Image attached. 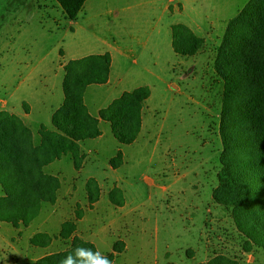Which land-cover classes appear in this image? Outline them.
Segmentation results:
<instances>
[{
  "label": "rangeland",
  "instance_id": "obj_1",
  "mask_svg": "<svg viewBox=\"0 0 264 264\" xmlns=\"http://www.w3.org/2000/svg\"><path fill=\"white\" fill-rule=\"evenodd\" d=\"M248 1L85 0L76 18L69 19L57 0H0V98H7L25 81L28 69L18 59L32 65L48 52V60L57 63L102 49L93 33L110 41L117 33L123 38L130 32L137 36L132 56L114 66L113 78L117 71L127 70L124 87L140 84L149 90L144 126L132 142L120 143L103 121L101 136L80 141L85 158L79 168L68 155L45 165L60 181L55 201L41 203L19 240L13 225L1 222L0 238L9 235L7 228H11L12 241L18 240L16 245L22 249L37 227L57 235L58 218L72 216L75 209L80 212L79 203L84 218L77 226L86 240L94 241L106 254L114 252L115 243L122 247L114 252L112 264H197L215 254L239 264H264V250L243 249L245 238L229 208L213 198L221 168L224 86L214 59L228 20ZM167 4L170 9H164ZM178 5L182 10L173 12ZM175 21L190 24L204 38L198 52L184 56L174 51L170 23ZM155 40L158 56L150 47ZM35 75L31 81L39 79ZM24 90L19 85L10 102L20 103ZM102 91L87 89L85 100L91 110L110 100ZM119 151L121 157L112 169L110 160ZM93 175L104 187V199L94 209L85 205V183ZM114 184L125 190V208L107 199L106 191ZM120 193L115 196L119 198ZM3 249L0 241L1 258Z\"/></svg>",
  "mask_w": 264,
  "mask_h": 264
},
{
  "label": "trees",
  "instance_id": "obj_2",
  "mask_svg": "<svg viewBox=\"0 0 264 264\" xmlns=\"http://www.w3.org/2000/svg\"><path fill=\"white\" fill-rule=\"evenodd\" d=\"M69 19H75L85 0H57ZM172 46L175 52L190 56L198 52L204 38L188 25H171ZM109 55L92 54L71 59L65 65L63 78L64 100L53 111V128H39L40 142L33 143L31 129L21 118L8 110H0V221L29 224L39 213L42 202H54L59 179L44 172V165L70 154L76 168L85 154L80 141L101 134L99 118L91 115L84 103L87 84L102 83L109 72ZM214 68L223 80L219 133L222 141L219 183L213 198L229 208L237 230L244 236L243 249L264 250V0H249L226 24L225 32L216 49ZM149 96L147 87L139 86L124 91L99 116L107 120L113 135L122 143L132 142L141 128V108ZM120 151L111 158L117 166ZM90 205L99 197V186L94 178L86 182ZM114 187L110 200L120 205L123 199ZM81 216L80 212L76 213ZM76 229L73 220L62 223L59 235L69 238ZM33 244L44 245L49 236L36 233ZM77 246L98 249L89 240L74 235L64 250L45 254L34 264H59ZM122 247L115 243L114 252ZM114 252L103 254L111 262ZM239 264L224 254H215L205 263Z\"/></svg>",
  "mask_w": 264,
  "mask_h": 264
},
{
  "label": "crops",
  "instance_id": "obj_3",
  "mask_svg": "<svg viewBox=\"0 0 264 264\" xmlns=\"http://www.w3.org/2000/svg\"><path fill=\"white\" fill-rule=\"evenodd\" d=\"M170 7L171 5L167 4L164 6V9H170ZM181 10H182V7L178 5V6H174L173 12L175 11L180 12ZM178 22L180 21H175V22L170 23V27L172 24L178 23ZM187 25L194 31V28L190 24H187ZM117 32L120 33L119 28L117 29ZM158 34H159V29L156 31V35ZM93 35L96 36L98 40H101L100 42L102 43V46H103L102 49H99L97 51L94 49H91L90 51L86 53H81L80 55H74L69 59L70 60L78 59V58H81L87 55H92V54L108 53L109 55L110 62H109V72H108L107 80L102 83H91L89 85L87 84L88 86L86 87L83 93V99L87 107V110L91 115L99 118V128H100V124L103 121L108 122L107 120L100 118L99 116L100 109L106 107L109 103H111V101H113L117 96H120L124 91H130L142 85L139 84L138 86H135L133 88L124 87L122 83H123V79L125 78L127 74V70H125L123 73H120L119 71H117L115 73V78H113L114 66L120 60L122 59L127 60L129 59L130 56H132L130 54L132 53V51H134V45L138 43L137 36H134L130 32V33H127V38L126 37L123 38V36H120V34L117 33L115 35H111L112 40L110 41L106 38H102L96 35L95 33H93ZM143 45L144 46L147 45V42H144ZM150 47L153 50H155L156 56H158V51H159L158 42L155 40L154 42H152ZM69 59L66 60L63 58V59H60L56 63L53 59L48 60V52L44 53L32 65H27V61H25V59H18L17 60L18 63H20V65L24 63V68L28 69L27 76L24 77L25 81L24 82L20 81L21 83H18V85L14 87V89L9 93L7 98H0V110H8L18 115L21 118V120L31 129L32 139H33L34 144H38L40 142L39 128L41 126L44 125L48 128L49 126L53 128V125L51 123V117H52L53 111L57 109L64 100L63 78L65 74V65ZM47 60L49 61L48 62L49 65L47 63ZM35 73H37V76L39 77V79L36 81L35 80L31 81L34 77H36ZM51 79H54V80L51 81ZM19 85L20 86L22 85V87H24L25 90H24V95L20 97L19 99L20 103L16 104V103L10 102V99L13 97L14 91L19 88ZM89 87H96V88L103 89L102 92L105 93V97L110 98V100L104 105L98 104L94 110H91L87 106V103L85 100V93L87 89H89ZM114 92H117V93L114 95ZM148 98L149 96L143 101L142 108H141V129L144 126V109L146 107L145 105H146V101L148 100ZM34 99H37L40 102V105H35L33 101ZM36 134H38L37 135L38 140H35ZM101 135H102V132L99 136ZM66 155L71 157L70 154H66ZM66 155H63V156H66ZM43 169L45 173L54 175L53 173L45 170V165ZM112 169H113V166H112ZM89 178H94L97 181V184L100 189L98 199L95 202H93L91 205L89 203V200H88V203L85 204L87 205L88 208L94 209V207H96L100 203V201L104 199L103 198V195H104L103 188L104 187H103V183L98 181V178L96 175L89 176L87 180ZM145 178L146 180L149 179L148 177H145ZM114 187L119 188L121 192L119 198L123 199V202L120 205L113 203L109 198V191ZM86 192L87 191L85 190V197L88 198ZM68 194H71V193H68ZM106 194H107V197H108L107 199L109 203L115 206H118L120 209L125 208L128 205L127 195L125 193V190H123L120 186L116 184L111 185L110 188L106 191ZM0 195H3V188L1 187V185H0ZM76 208H79L81 211H83V208L81 207L79 203L77 204ZM75 210L72 213V216L62 215V217L58 218L59 231L57 235H51L47 231V229L37 227L36 229L32 230L28 234L27 240H26L27 245L25 246V248H22V249H19L16 244L20 238V233H22L23 229L30 227V223L27 225L20 223L18 226H14L11 222L0 221V223L1 222L11 223L13 227L15 228V230L18 232V240L16 242L12 241L13 239H15V237L13 235H10L11 228H7L9 235H5L0 238V241L4 244L3 250H6L4 251L3 257L2 258L0 257V264H34L38 258H40L41 256L45 254H49V253L56 252V251H61L69 247L74 235H77L83 239H86L82 234L83 233L82 230H80L77 226L78 221H81L84 218V216L83 214H81L80 217H77ZM50 216H51V213L47 215L46 219L49 220ZM66 220H73L76 223V229L69 238H62L59 235V232H60L62 223ZM36 233L47 234V236H49V242L44 245L33 244L30 241L31 240L30 238L34 236ZM90 241L93 242L96 248L98 249L96 243L92 240ZM41 248H43V250H40ZM101 253L106 254L103 252Z\"/></svg>",
  "mask_w": 264,
  "mask_h": 264
},
{
  "label": "clouds",
  "instance_id": "obj_4",
  "mask_svg": "<svg viewBox=\"0 0 264 264\" xmlns=\"http://www.w3.org/2000/svg\"><path fill=\"white\" fill-rule=\"evenodd\" d=\"M59 264H112L99 250L77 246L70 254L62 258Z\"/></svg>",
  "mask_w": 264,
  "mask_h": 264
}]
</instances>
